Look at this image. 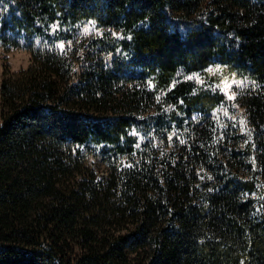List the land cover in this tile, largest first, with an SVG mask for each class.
<instances>
[{
  "label": "trees",
  "instance_id": "1",
  "mask_svg": "<svg viewBox=\"0 0 264 264\" xmlns=\"http://www.w3.org/2000/svg\"><path fill=\"white\" fill-rule=\"evenodd\" d=\"M0 44V264H264V0H0Z\"/></svg>",
  "mask_w": 264,
  "mask_h": 264
},
{
  "label": "rangeland",
  "instance_id": "2",
  "mask_svg": "<svg viewBox=\"0 0 264 264\" xmlns=\"http://www.w3.org/2000/svg\"><path fill=\"white\" fill-rule=\"evenodd\" d=\"M85 28L89 29L88 33L84 32ZM80 32L83 34H89L98 32V29L95 27L93 22L84 21L80 25ZM29 62L30 56L27 51L20 48L5 49L0 44V80L2 77V71L5 67H7L10 71H16L20 68H25ZM209 69H219V71L213 72L209 71ZM191 76L195 77V79L199 82L203 79L211 82L212 80L210 79V76L216 78V81H213V85L224 93L225 101L212 111L213 116L222 125H225V123L230 125L239 123L240 129H243L244 123H241V121H243L242 108L239 107L235 101V96L239 89L243 88L247 84L246 81L236 76L227 67L218 64L209 66L203 74L194 73ZM229 97L232 98L230 99ZM91 163L98 176L105 173L106 167L103 163L97 160H92Z\"/></svg>",
  "mask_w": 264,
  "mask_h": 264
},
{
  "label": "snow or ice",
  "instance_id": "3",
  "mask_svg": "<svg viewBox=\"0 0 264 264\" xmlns=\"http://www.w3.org/2000/svg\"><path fill=\"white\" fill-rule=\"evenodd\" d=\"M88 31H89L88 28H85V29H84V32H85V33H88ZM60 47L63 48V45H60ZM209 71L216 72V71H219V69H209ZM190 79H191V77H190ZM236 83H238V82H236ZM229 98L231 99L232 97H229ZM241 123H243V121H241Z\"/></svg>",
  "mask_w": 264,
  "mask_h": 264
}]
</instances>
